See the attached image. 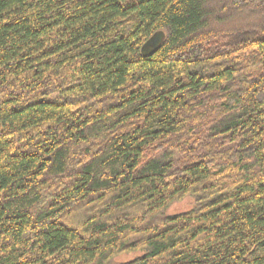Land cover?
Instances as JSON below:
<instances>
[{"label": "trees", "instance_id": "trees-1", "mask_svg": "<svg viewBox=\"0 0 264 264\" xmlns=\"http://www.w3.org/2000/svg\"><path fill=\"white\" fill-rule=\"evenodd\" d=\"M0 264H264V0H0Z\"/></svg>", "mask_w": 264, "mask_h": 264}, {"label": "rangeland", "instance_id": "rangeland-1", "mask_svg": "<svg viewBox=\"0 0 264 264\" xmlns=\"http://www.w3.org/2000/svg\"><path fill=\"white\" fill-rule=\"evenodd\" d=\"M191 199H187L185 201H183L182 203H177L172 205L168 210H167V214L168 215H176L182 212L187 211L190 207H191ZM134 254H128V255H123L121 257L118 258L119 261H128L130 259H132L134 256Z\"/></svg>", "mask_w": 264, "mask_h": 264}, {"label": "water", "instance_id": "water-1", "mask_svg": "<svg viewBox=\"0 0 264 264\" xmlns=\"http://www.w3.org/2000/svg\"><path fill=\"white\" fill-rule=\"evenodd\" d=\"M156 43H157V41H156V40H154V41L152 42V44H153V45H155Z\"/></svg>", "mask_w": 264, "mask_h": 264}]
</instances>
